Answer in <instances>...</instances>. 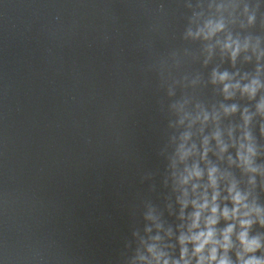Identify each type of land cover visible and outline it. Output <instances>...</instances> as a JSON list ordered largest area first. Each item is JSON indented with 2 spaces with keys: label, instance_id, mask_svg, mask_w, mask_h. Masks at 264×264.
I'll list each match as a JSON object with an SVG mask.
<instances>
[{
  "label": "clouds",
  "instance_id": "1",
  "mask_svg": "<svg viewBox=\"0 0 264 264\" xmlns=\"http://www.w3.org/2000/svg\"><path fill=\"white\" fill-rule=\"evenodd\" d=\"M181 4L185 46L152 66L164 168L141 182L162 191L133 207L120 264H264V0Z\"/></svg>",
  "mask_w": 264,
  "mask_h": 264
}]
</instances>
